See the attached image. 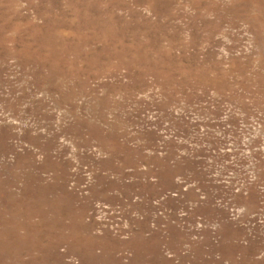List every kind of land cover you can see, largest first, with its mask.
<instances>
[{"label": "rangeland", "instance_id": "374dc122", "mask_svg": "<svg viewBox=\"0 0 264 264\" xmlns=\"http://www.w3.org/2000/svg\"><path fill=\"white\" fill-rule=\"evenodd\" d=\"M0 264H264V0H0Z\"/></svg>", "mask_w": 264, "mask_h": 264}]
</instances>
